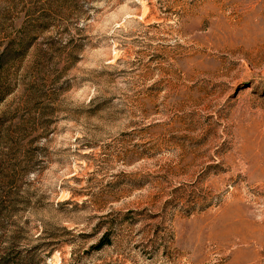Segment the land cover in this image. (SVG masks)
I'll return each instance as SVG.
<instances>
[{
  "label": "rangeland",
  "instance_id": "374dc122",
  "mask_svg": "<svg viewBox=\"0 0 264 264\" xmlns=\"http://www.w3.org/2000/svg\"><path fill=\"white\" fill-rule=\"evenodd\" d=\"M0 264H264V0H0Z\"/></svg>",
  "mask_w": 264,
  "mask_h": 264
},
{
  "label": "trees",
  "instance_id": "16d2710c",
  "mask_svg": "<svg viewBox=\"0 0 264 264\" xmlns=\"http://www.w3.org/2000/svg\"><path fill=\"white\" fill-rule=\"evenodd\" d=\"M110 242H111L110 235L109 233L106 232L98 243L93 244L91 246V249L96 251L101 250L104 246L109 245Z\"/></svg>",
  "mask_w": 264,
  "mask_h": 264
}]
</instances>
